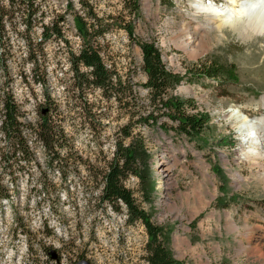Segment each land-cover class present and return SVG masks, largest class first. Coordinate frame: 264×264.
Returning a JSON list of instances; mask_svg holds the SVG:
<instances>
[{
  "label": "rangeland",
  "instance_id": "rangeland-1",
  "mask_svg": "<svg viewBox=\"0 0 264 264\" xmlns=\"http://www.w3.org/2000/svg\"><path fill=\"white\" fill-rule=\"evenodd\" d=\"M194 1L138 0L135 6L133 0H36L30 29L18 11L24 7L2 1L13 14L0 31V121L6 91L19 104L30 151L26 161L0 157V264H149L143 222L128 220L124 203L113 207L101 199L120 127L130 120L146 140L141 169L151 184L143 188L135 175L125 183L139 208L164 228L173 258L179 264H264V159L246 157L252 142L229 118L233 108L264 117V40L254 36L249 47L251 38L225 28L221 40L214 30L205 48L203 31L184 48L183 28L189 32L190 22L203 20ZM83 2L107 24L91 43L124 89L132 90V119L116 98L75 83L70 57L83 44L75 23L76 15H85ZM61 16L64 38L44 39L43 26ZM127 23L134 26L132 38ZM143 43H154L166 68L182 77L168 92L188 101L187 113L206 118L198 135L182 133L161 102L152 101ZM33 48L40 55L37 67L29 60ZM207 69L222 78L206 76ZM43 108H49L46 114ZM150 111L156 122L142 124L139 115ZM44 116L55 130H65L61 163L49 161L57 148L39 141ZM7 143L0 129V147L7 150Z\"/></svg>",
  "mask_w": 264,
  "mask_h": 264
},
{
  "label": "trees",
  "instance_id": "trees-1",
  "mask_svg": "<svg viewBox=\"0 0 264 264\" xmlns=\"http://www.w3.org/2000/svg\"><path fill=\"white\" fill-rule=\"evenodd\" d=\"M2 1L0 0L1 32H3L5 27L4 20L13 14L5 8ZM7 1L11 7H24V10L18 11L24 14V18L28 21V29H30L38 11L36 0ZM133 2L136 6L138 0H133ZM83 3H85V15L78 14L75 17L76 28L79 36L83 39V44L78 52L72 51L70 57L71 67L75 74V83L80 90L82 88L100 89L108 100L116 98L120 104L124 105L125 111L131 114L132 119L133 113L137 109L131 103L134 98L132 90L124 89L118 74L105 63L98 46L91 43L93 39L105 33L107 24L103 23V19L94 12L89 2ZM64 19V16H61L60 20L59 18L53 20L51 26L44 25V39L52 35L64 38L60 26V21ZM125 28L132 38L134 36L133 24L127 23ZM44 39L36 40V45L40 47ZM141 48L143 51V68L148 75L145 86L148 87L151 93L152 101L161 102V105L169 111V116L178 122L182 133L190 135L201 133L207 125L206 118L201 115L187 113L185 105L188 101L174 97L168 92L171 87L182 80V77L178 74H173L166 68L162 55L154 43H143ZM39 57L37 49L33 48L29 51V60L33 66L37 67L40 62ZM206 72V76L208 77L217 80L222 78V75L214 70L207 69ZM41 81L47 87L46 78ZM46 94L49 95V92H46ZM2 107L3 116L0 121V129L7 138L8 143L6 147L8 149L0 147V157L7 163H9L11 158L16 159L18 157L26 161L30 148L25 137L27 125L21 120L22 113L19 104L11 93L4 91ZM42 110L43 114H46L49 108H43ZM138 111L142 112L143 110ZM138 119L142 124L151 125L156 122L153 111H150L146 115L140 114ZM37 128L39 141L42 145L50 151L57 148V155L54 154L49 161L51 163L56 161L57 163H61L62 158L64 159V156L61 154L67 147L65 130L63 128L58 131L55 130L51 121L46 116L42 117L41 122L37 124ZM134 129L135 126L131 120L120 127V135L116 141L115 157L109 162L108 170L103 174L101 199L112 204L113 207H116L121 202L124 203L127 209L128 220H140L143 222L148 234L147 260L149 264H179L173 258L171 251L166 247L168 235L165 233L164 228L152 223L150 214L144 209L139 208L133 192L127 188L125 183L130 175H135L138 178V183L143 188L148 189L151 184V177L143 173L141 169L143 160L148 156L146 140L135 134ZM5 197L9 198L10 195L6 194Z\"/></svg>",
  "mask_w": 264,
  "mask_h": 264
},
{
  "label": "bare ground",
  "instance_id": "bare-ground-1",
  "mask_svg": "<svg viewBox=\"0 0 264 264\" xmlns=\"http://www.w3.org/2000/svg\"><path fill=\"white\" fill-rule=\"evenodd\" d=\"M193 6L203 20L202 24L197 26L194 21L190 22L189 32L187 28H183L180 37L184 48H189L195 41L196 33L202 31L203 48H205L206 43L211 39V33L217 30L220 34L217 37L221 40L225 28L236 30L248 40L251 38L249 47H254L256 44L254 40L257 39L252 40L254 36H262L260 38L264 40V0H195ZM262 51L264 48L259 53ZM229 118L237 125L236 128L238 127L242 133L245 132L244 140L252 142L249 149L244 152L246 157L264 159V117L249 118L240 108H233Z\"/></svg>",
  "mask_w": 264,
  "mask_h": 264
},
{
  "label": "water",
  "instance_id": "water-1",
  "mask_svg": "<svg viewBox=\"0 0 264 264\" xmlns=\"http://www.w3.org/2000/svg\"><path fill=\"white\" fill-rule=\"evenodd\" d=\"M78 264H91V262H89L88 260L86 259H82L78 262Z\"/></svg>",
  "mask_w": 264,
  "mask_h": 264
}]
</instances>
